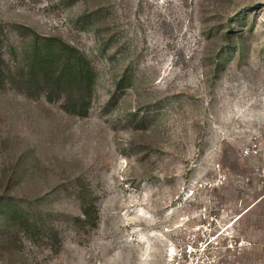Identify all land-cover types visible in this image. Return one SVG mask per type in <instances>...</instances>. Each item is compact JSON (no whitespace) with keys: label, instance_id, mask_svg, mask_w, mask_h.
Instances as JSON below:
<instances>
[{"label":"rangeland","instance_id":"obj_1","mask_svg":"<svg viewBox=\"0 0 264 264\" xmlns=\"http://www.w3.org/2000/svg\"><path fill=\"white\" fill-rule=\"evenodd\" d=\"M0 264H264V0H0Z\"/></svg>","mask_w":264,"mask_h":264},{"label":"trees","instance_id":"obj_2","mask_svg":"<svg viewBox=\"0 0 264 264\" xmlns=\"http://www.w3.org/2000/svg\"><path fill=\"white\" fill-rule=\"evenodd\" d=\"M56 42L57 44L53 43V40L47 39L44 43L38 45L32 63L27 66L32 72L30 77L36 76L38 71L44 72V70L52 66L59 55H63L66 63L65 71H67V76L61 82L68 88L74 87L78 93L88 91L93 80V70L89 61L77 49L63 42ZM82 110L83 108L80 110L74 109L72 112L80 114ZM81 211L84 218L83 222L94 226L95 221L92 218L93 206L83 203L81 204Z\"/></svg>","mask_w":264,"mask_h":264}]
</instances>
